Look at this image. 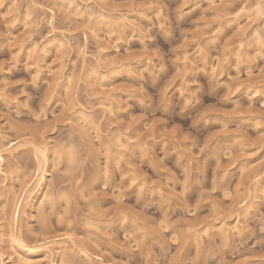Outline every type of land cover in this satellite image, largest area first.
I'll return each instance as SVG.
<instances>
[{"label":"rangeland","instance_id":"rangeland-1","mask_svg":"<svg viewBox=\"0 0 264 264\" xmlns=\"http://www.w3.org/2000/svg\"><path fill=\"white\" fill-rule=\"evenodd\" d=\"M0 264H264V0H0Z\"/></svg>","mask_w":264,"mask_h":264},{"label":"bare ground","instance_id":"bare-ground-1","mask_svg":"<svg viewBox=\"0 0 264 264\" xmlns=\"http://www.w3.org/2000/svg\"><path fill=\"white\" fill-rule=\"evenodd\" d=\"M31 255H28V257H30Z\"/></svg>","mask_w":264,"mask_h":264}]
</instances>
